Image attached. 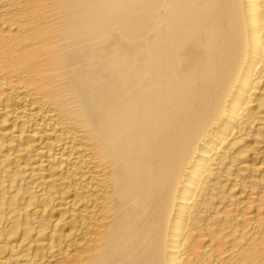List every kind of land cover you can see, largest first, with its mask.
Returning <instances> with one entry per match:
<instances>
[{
  "label": "bare ground",
  "instance_id": "obj_1",
  "mask_svg": "<svg viewBox=\"0 0 264 264\" xmlns=\"http://www.w3.org/2000/svg\"><path fill=\"white\" fill-rule=\"evenodd\" d=\"M0 264H264V0H0Z\"/></svg>",
  "mask_w": 264,
  "mask_h": 264
}]
</instances>
